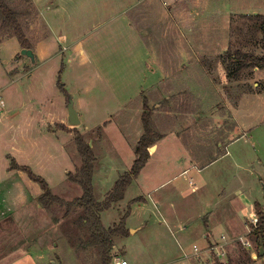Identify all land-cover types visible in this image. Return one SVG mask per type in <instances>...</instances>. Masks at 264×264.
Masks as SVG:
<instances>
[{
	"label": "rangeland",
	"instance_id": "374dc122",
	"mask_svg": "<svg viewBox=\"0 0 264 264\" xmlns=\"http://www.w3.org/2000/svg\"><path fill=\"white\" fill-rule=\"evenodd\" d=\"M6 2L19 15L35 63L0 30V264H100L99 249L82 224L83 209L45 208L39 186L9 167L12 162L28 167L53 196L73 202L82 196L80 186L68 178L81 166L75 144L79 135L95 159L91 187L101 203L133 165L143 134L144 102L152 129L165 139L156 152L148 149L155 156L123 200L100 215L103 228L125 218L128 231L114 237L111 264L115 258L128 264H264V255L250 258L258 251L248 220L240 223L241 231L236 227L238 233H226L225 240L218 235L221 242L214 247L211 242L199 246L198 231L190 225L185 224L190 231L183 237L185 231L168 221L177 225L193 219L209 207L204 196L215 198L210 188L198 185L202 189L190 191L205 175L203 167L223 154L210 153L208 147L217 125L225 130L233 123L229 115L235 104L226 94L237 91L226 92L223 85L222 54L241 45L254 51L239 42L247 33L239 16L264 17V0ZM255 49L260 54V46ZM207 64L212 83L197 69L206 70ZM187 74L193 78L187 88L171 89L176 82L185 84ZM243 81L253 90L264 88L260 75ZM69 99L78 126L67 125ZM245 108L264 112V101ZM250 124L247 138L231 144L219 164L227 185L240 186L242 196L264 210V120ZM159 196L169 201L163 213L154 206ZM129 228L137 229L133 234Z\"/></svg>",
	"mask_w": 264,
	"mask_h": 264
},
{
	"label": "trees",
	"instance_id": "16d2710c",
	"mask_svg": "<svg viewBox=\"0 0 264 264\" xmlns=\"http://www.w3.org/2000/svg\"><path fill=\"white\" fill-rule=\"evenodd\" d=\"M239 18L243 22V33L247 31L246 35H250L246 38V35L241 34L239 42L243 40L244 43L250 44L252 48L254 47V51L256 50V46H260L261 52L259 51L260 54H257L258 51H255L256 53L250 50L245 51L243 48L247 47V45L241 44V49L243 50L227 48L222 54V65L225 67L227 84L241 82L246 76L249 75L250 77L253 70L264 73V17L255 15L239 16ZM234 19L237 23V19ZM0 30L8 32L12 38L16 39L21 49H29V43L19 21V15L9 6L6 0H0ZM244 83H242L239 89L242 94L248 93V91L264 93V88L261 91L256 90L258 88L253 90V88H249V85ZM150 117L151 110L147 107L146 102H144L143 113L141 115L143 134L140 136L136 146L133 165L128 173H125L117 180L114 188L101 203L95 201L91 187V176L95 159L90 146L79 135L75 136V144L78 156L81 159V166L76 170L74 176L69 175L68 178L71 182L80 186L82 196L73 202L65 203L58 197L53 196L47 183L41 177L34 175L28 167L20 168L14 162L9 167L11 171L16 170L24 173L31 182L39 186L41 191L39 200L45 208H48L52 204H57L66 207L67 213L75 206L83 209L85 217L82 219V224L88 226L91 244L99 249L100 264H111L114 258V255H112L114 237L128 235V231L124 228L125 218L117 226L105 229L101 224L100 215L123 200L127 188L137 178L149 158L148 149L153 147L155 142L161 138L152 129ZM255 211L258 217V224L253 228L252 234L256 238L257 251H259L260 245H262L264 250V213L258 206H255ZM248 260L250 261L249 257Z\"/></svg>",
	"mask_w": 264,
	"mask_h": 264
},
{
	"label": "crops",
	"instance_id": "0c3cea01",
	"mask_svg": "<svg viewBox=\"0 0 264 264\" xmlns=\"http://www.w3.org/2000/svg\"><path fill=\"white\" fill-rule=\"evenodd\" d=\"M201 3V1H199ZM207 63V62H206ZM206 70H202L200 68H197L199 70L200 75H204L205 78H208V80L212 83L211 79H210V67L209 65H204ZM187 68V67H186ZM185 68V69H186ZM155 73V70L153 71ZM253 75H260L262 77L263 76V72L257 71V70H253L252 71ZM164 79V77H163ZM185 84L183 83H179L176 82L174 85L171 84V89L174 90H181L184 88H187V85H190L189 81L193 80V78L191 79L190 77H188V74L184 77ZM162 82L165 83V81L162 80ZM244 83V82H242ZM241 82H233V83H229L228 85L226 82V79L223 82V85H225L224 87L226 88V92H228L227 88H231V89H235L237 92L234 91V93L232 94V97L228 94H226L227 98L231 101H233V103L235 104V107L231 108L230 113L231 115H229L231 117V121L233 122L231 125H229L228 129L223 130L221 125H217V133H214L213 135V139L211 141V144L208 146L210 148H213L212 151L210 153H221V151H223V154L220 155L219 157L217 156L216 160H212L210 161L209 164H207L206 166L203 167V169L201 171L205 172V175L199 179L197 184H191V191L192 194H194L193 192H198V190L205 188L208 189L210 188V190L212 192H214V194L212 196H215L214 199H210V196H204L203 197V201L207 202L209 207L203 209L204 212H202L200 215L195 216L193 219L190 220H182L181 223H178L177 225L174 224V221L171 219L168 220L169 223L174 226V228L176 230H184L185 232L182 234L183 237H185L189 231H186L185 229V224L190 225V227H192L191 230L196 229V231H198L197 234V244H199V246H207L208 243L211 242V244H215L218 243L220 244L221 241H219L216 237L219 235V239L221 240L222 237H224L225 240V234L226 233H232V234H236L238 233V231L236 230V227H239L240 231L242 228H240V223L244 220H250L253 216H257L256 215V211H255V206H258L259 209H261L259 207V204L257 202H249L245 197L242 196L241 194V190H240V186H233L231 188V185H227V183L224 181L225 180V173L223 170L220 169V162L221 160L226 157L229 156V153L227 151V148L231 145V144H235L237 141H239L242 137L247 138V133L249 130H251V121H261L264 120V112L262 111H257L255 109V111L250 110L249 112L246 110V108L244 109L243 112V108L244 106H249V105H255L257 106L258 103H263L264 101V93L263 92H248V93H244L242 94L240 92V87L242 84ZM218 84V83H217ZM233 84V87H232ZM244 84H248L247 81H245ZM223 87V89H224ZM248 113V114H247ZM260 114V115H259ZM242 115H244V117H242ZM248 117L250 123H247V119L246 116ZM79 117V115H78ZM213 119L216 121V117H213ZM165 137H162L161 140L159 139V141L155 144V147L153 149L156 150L158 149L159 145L164 141ZM217 141L216 143H213L214 140ZM212 146V147H211ZM154 155L149 156L146 164H145V168L146 166L152 161V159L154 158ZM193 167V166H192ZM144 168V167H143ZM145 170V169H144ZM10 172H12L11 170H9ZM15 173V172H14ZM180 175V174H179ZM197 175H194V179H196ZM223 181V183H222ZM166 183V182H164ZM161 184V186L164 185ZM201 186V187H198ZM125 197V196H124ZM136 199H141V198H136ZM143 200V199H142ZM146 201L144 200V203ZM167 202L168 199L163 196H159L156 200V203H154L155 209L161 210L163 209V206H167ZM170 206H172V208H174V205L171 204ZM262 212L264 213V210L262 209ZM163 213V211H162ZM204 216H207V219L205 220V222H201V218H203ZM166 217V216H165ZM162 220V219H161ZM164 222V220H162ZM193 223V224H192ZM131 229V228H129ZM137 229V228H136ZM136 229L133 230L131 229V233H135ZM139 229V228H138ZM201 230L204 231L203 235L201 234ZM196 236V235H195ZM202 241V242H201ZM193 247H195V245H193ZM214 247V245L212 246ZM251 250L253 249L252 247H250ZM253 253L252 252L250 258H253ZM251 260V259H250ZM257 260V259H256ZM125 261V260H124Z\"/></svg>",
	"mask_w": 264,
	"mask_h": 264
},
{
	"label": "water",
	"instance_id": "95a60500",
	"mask_svg": "<svg viewBox=\"0 0 264 264\" xmlns=\"http://www.w3.org/2000/svg\"><path fill=\"white\" fill-rule=\"evenodd\" d=\"M20 55L27 57L31 61V64L35 63V56L31 50L22 49L20 52ZM79 124H80V120L78 117V112L73 107L72 99H69L68 105H67V125L68 126H78ZM153 148L154 146L149 149V152L152 151ZM263 190H264V186H263ZM263 255H264V250H263L262 245H260L258 256H253V258L254 260H256L258 257H263Z\"/></svg>",
	"mask_w": 264,
	"mask_h": 264
},
{
	"label": "built area",
	"instance_id": "2783aa9c",
	"mask_svg": "<svg viewBox=\"0 0 264 264\" xmlns=\"http://www.w3.org/2000/svg\"><path fill=\"white\" fill-rule=\"evenodd\" d=\"M249 221L252 223V229H253L258 224V217L256 218V216H253ZM243 244H244V246H247L250 248V245L248 244V242L243 243ZM113 264H128V263L122 259L115 258Z\"/></svg>",
	"mask_w": 264,
	"mask_h": 264
}]
</instances>
